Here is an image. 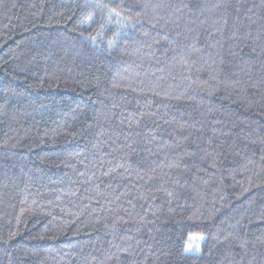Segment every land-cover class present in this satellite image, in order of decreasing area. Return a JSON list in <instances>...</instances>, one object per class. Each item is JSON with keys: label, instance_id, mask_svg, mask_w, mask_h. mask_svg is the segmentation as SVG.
Wrapping results in <instances>:
<instances>
[{"label": "trees", "instance_id": "1", "mask_svg": "<svg viewBox=\"0 0 264 264\" xmlns=\"http://www.w3.org/2000/svg\"><path fill=\"white\" fill-rule=\"evenodd\" d=\"M0 264H264V0H0Z\"/></svg>", "mask_w": 264, "mask_h": 264}, {"label": "rangeland", "instance_id": "2", "mask_svg": "<svg viewBox=\"0 0 264 264\" xmlns=\"http://www.w3.org/2000/svg\"><path fill=\"white\" fill-rule=\"evenodd\" d=\"M197 241H198V240L195 239V240H194V243L197 244ZM188 251H191V252H195V251H197V248L194 247V245L192 244V242H191V244L188 246Z\"/></svg>", "mask_w": 264, "mask_h": 264}]
</instances>
